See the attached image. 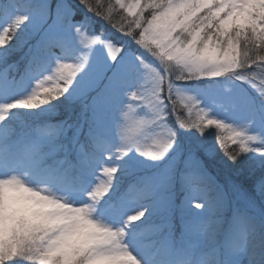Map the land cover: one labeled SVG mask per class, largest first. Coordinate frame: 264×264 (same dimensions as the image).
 <instances>
[{"label":"snow or ice","instance_id":"obj_1","mask_svg":"<svg viewBox=\"0 0 264 264\" xmlns=\"http://www.w3.org/2000/svg\"><path fill=\"white\" fill-rule=\"evenodd\" d=\"M0 264H264V0H0Z\"/></svg>","mask_w":264,"mask_h":264},{"label":"rangeland","instance_id":"obj_2","mask_svg":"<svg viewBox=\"0 0 264 264\" xmlns=\"http://www.w3.org/2000/svg\"><path fill=\"white\" fill-rule=\"evenodd\" d=\"M193 116L195 117V113H193Z\"/></svg>","mask_w":264,"mask_h":264}]
</instances>
